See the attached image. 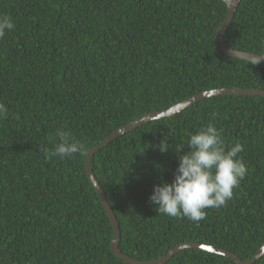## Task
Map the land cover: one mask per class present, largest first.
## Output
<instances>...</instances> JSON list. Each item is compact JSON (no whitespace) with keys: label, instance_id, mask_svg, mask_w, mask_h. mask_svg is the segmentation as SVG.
I'll use <instances>...</instances> for the list:
<instances>
[{"label":"trees","instance_id":"trees-1","mask_svg":"<svg viewBox=\"0 0 264 264\" xmlns=\"http://www.w3.org/2000/svg\"><path fill=\"white\" fill-rule=\"evenodd\" d=\"M0 14L15 23L0 39V102L9 109L0 121V264H127L111 251L110 221L84 171L87 152L202 92L264 90V63L217 49L221 0H0ZM223 42L264 55V0H240ZM209 123L226 146H244L245 179L198 223L159 213L149 200L154 186L173 181L179 156L191 151L188 134ZM57 129L84 152L46 159L42 148H53ZM91 169L130 258L156 261L193 242L246 261L264 243V97L204 99L101 148ZM165 264L236 263L188 249Z\"/></svg>","mask_w":264,"mask_h":264},{"label":"clouds","instance_id":"clouds-1","mask_svg":"<svg viewBox=\"0 0 264 264\" xmlns=\"http://www.w3.org/2000/svg\"><path fill=\"white\" fill-rule=\"evenodd\" d=\"M13 30L15 23L12 17L0 14V39ZM261 59L264 55H254L250 63L258 64ZM8 118L9 109L0 102V121ZM188 135L187 145L191 151L179 156L173 181L155 185L149 200L157 206L159 213L198 223L206 218V209L227 205L233 198L234 190L245 179L248 168L238 156L244 146L238 142L231 147L226 146L222 129L214 124L209 123L195 134ZM49 140L54 146L52 149L42 148L46 159H72L85 150V145L73 139L67 130L57 129L55 136L49 137ZM158 148L161 153L167 152V140H162ZM183 148L180 147L177 153Z\"/></svg>","mask_w":264,"mask_h":264},{"label":"water","instance_id":"water-1","mask_svg":"<svg viewBox=\"0 0 264 264\" xmlns=\"http://www.w3.org/2000/svg\"><path fill=\"white\" fill-rule=\"evenodd\" d=\"M221 1H223L226 5V16H225L221 26L216 31V35H215L216 47L219 51H221L222 53H224L230 57L250 61L252 56H254L256 54H249V53H244V52H240V51H235V50L227 47L223 42V34L226 32V30L228 29V27L230 26V24L232 22L234 14H235L238 6H239L240 0H221ZM260 63H264V59H261ZM222 95L264 97V90H261V89L240 90V89L223 88V89H213V90L202 92V93L195 95V96H193V97H191V98H189V99H187V100H185V101H183V102H181V103H179V104H177V105H175V106H173V107H171V108H169L163 112L149 113V114L145 115L144 117L139 118L138 120L119 128L118 130L113 132L111 135H109L106 139H104L98 146H96L95 148H93L87 152L85 159H84L85 175H86L89 183L92 185V187L96 191V193L99 197L100 203L103 207V210H104L105 214L107 215V217L110 221L112 231H113V240H112L111 246H110L111 251L117 258H119L123 262H125L127 264H165L172 257H174L176 254L180 253L183 250H188V249H195V250H200V251H204L207 253L220 255V256L231 259L236 264H254L256 261H258L264 255V243L262 244V246L258 249V251L255 253V255L252 258H250L246 261H242L235 254L228 252L224 249L209 246V245L199 244V243L187 242V243H182V244L175 246L165 257L160 258L156 261L142 262V261L130 258V257L122 254L119 250L120 230H119L118 221H117L111 207L109 206V204L106 200L105 194H104L101 186L99 185L98 181L96 180V178L93 174V171L91 169V159H92L93 155L97 151H99L101 148H104L105 146H107L108 144H110L114 140L120 138L124 134H126V133H128V132H130V131H132V130H134V129H136V128L144 125V124H148L150 122H153V121H156L159 119L172 117V116L182 112L186 108L193 106L194 104H196V103H198L204 99H208V98L216 97V96H222Z\"/></svg>","mask_w":264,"mask_h":264}]
</instances>
